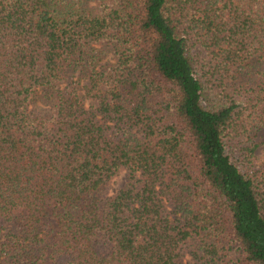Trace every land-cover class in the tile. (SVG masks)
I'll return each instance as SVG.
<instances>
[{"label": "trees", "instance_id": "trees-1", "mask_svg": "<svg viewBox=\"0 0 264 264\" xmlns=\"http://www.w3.org/2000/svg\"><path fill=\"white\" fill-rule=\"evenodd\" d=\"M261 130L264 0H0V264H264Z\"/></svg>", "mask_w": 264, "mask_h": 264}, {"label": "rangeland", "instance_id": "rangeland-1", "mask_svg": "<svg viewBox=\"0 0 264 264\" xmlns=\"http://www.w3.org/2000/svg\"><path fill=\"white\" fill-rule=\"evenodd\" d=\"M81 85H87V81L81 80ZM49 108L48 104L41 98V94H38V98L30 105L29 110L31 113L36 114L46 111ZM256 142L259 144L256 154L257 156L264 158V148L260 146L264 142V130H261L256 138ZM127 184L126 172L118 174L109 185L103 190L102 196L105 198L113 197L118 191H120ZM188 259H186L187 261Z\"/></svg>", "mask_w": 264, "mask_h": 264}]
</instances>
